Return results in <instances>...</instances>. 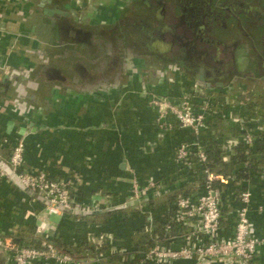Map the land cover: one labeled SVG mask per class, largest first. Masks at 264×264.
<instances>
[{"label":"crops","instance_id":"crops-1","mask_svg":"<svg viewBox=\"0 0 264 264\" xmlns=\"http://www.w3.org/2000/svg\"><path fill=\"white\" fill-rule=\"evenodd\" d=\"M43 1L49 6L52 5V0ZM70 1H61L62 5L59 7L69 13L67 4ZM112 2L116 0H108L107 4ZM31 4L32 0H0V104L15 96L13 84L20 77L33 83L31 77H25L26 67L30 65L29 56L24 54L26 50L42 46L43 59L54 60L61 56L56 52L57 47H62L60 42L66 41L76 45L85 42L84 34H79L75 30L74 35L72 33L66 35L67 30L71 29L62 28L58 24L57 20L61 21V18L67 15L53 19L52 15L49 17L41 11L42 15L51 18L49 20L53 25L51 30L55 38L54 43L42 45L36 39L31 40L30 36L35 34V30L27 25V19L16 16L20 11L23 12V8L25 13L28 12L29 9L26 8ZM71 54L72 52H69L67 57ZM177 68L185 75L183 77L195 80L194 73L188 72L189 66L181 64ZM147 74L149 82L145 81L146 87L163 94L173 92L174 87L157 76L155 71L149 69ZM55 76L56 73L47 75V78L43 77L41 84L37 83V89L25 88L29 99L34 100L40 107L39 110L31 108L27 114L23 112L29 116L27 122L11 109L0 110V141L4 138L12 142L23 136L24 166L27 169L43 170L50 177L71 180L74 198L78 202H83L85 208H89L79 213L87 215L111 211V214L105 221L68 214L45 216L41 213V205L36 196L19 187L14 181L1 180L0 233L21 235L34 233L35 225L42 223L47 227L52 240L59 239L64 244L83 246L86 244L88 232L93 234L107 232L129 246L130 241L135 242L134 235L142 227L154 229L166 220L174 202V197L169 196L170 193L182 189L184 193L192 196L199 195L202 183L193 179V176L199 173L196 157L192 155L190 162L175 159L177 146L183 142L194 141V137L186 128L175 124L166 130L157 126L155 112L146 104L145 97L136 90L140 85L137 77H126L122 84H125L123 88L113 86L107 90L91 91L82 95L71 93L73 99L83 96L94 103L92 106L85 105L81 115L77 114L75 117V109L67 108L69 110L67 112L58 110L55 106L51 93L56 89L52 86V80L48 79ZM153 79L156 81L153 82ZM178 79L183 80L179 76ZM218 82L220 85L216 86L215 90L208 91V94L218 101L217 112L212 117V123L210 122L200 133L199 140L203 144L218 145L220 148L225 139L237 137V133L230 129V118L234 115L248 120L254 119L255 122L248 121L247 125L258 135L264 131V112L257 118L249 116L245 108L230 97V93L227 92L230 86L225 85L226 80ZM132 83H137V86H133ZM125 88L127 90L120 97V90ZM44 99L49 104L44 102ZM114 102L115 109L108 107ZM78 106L82 108L77 104L76 110ZM29 122L32 123L31 126ZM235 125L239 129L238 124ZM257 146L256 142L255 148ZM6 150L8 151L7 146L0 142V152L4 154ZM257 167L260 170L240 179L252 193L248 217L253 234L262 238L264 165L260 164ZM133 179L140 187H144L152 180L156 184V189L148 190L139 199L123 204L129 196V187ZM156 191L158 193L153 194ZM234 196L232 187L224 189L221 201L219 233L221 237H230L233 232ZM122 205H125L122 210L117 209ZM21 241H25V238ZM183 244V240L176 239L170 246L179 247ZM257 251L256 264H264V241L259 244ZM5 261V256L0 254V264H4ZM8 264H11L10 258ZM90 264L112 263L107 261V257H102L91 260ZM170 264L196 263L195 258H189L179 259Z\"/></svg>","mask_w":264,"mask_h":264},{"label":"rangeland","instance_id":"rangeland-1","mask_svg":"<svg viewBox=\"0 0 264 264\" xmlns=\"http://www.w3.org/2000/svg\"><path fill=\"white\" fill-rule=\"evenodd\" d=\"M107 2L108 0H71L67 4L68 15L57 22L62 28L71 29L67 30L66 35H74L75 30L84 34L85 42L81 45L60 42L62 47L56 49L61 55L60 58L43 59L42 46L24 52L29 56L30 63L26 67L25 77H31L33 82L41 84L43 77L47 78V75L56 73L54 78L48 79L52 80V86L56 89L51 95L58 110L69 112L68 109L72 108L75 109V117L77 114L81 115L85 105L92 106L94 103L83 96L73 99L71 93L82 95L86 92L107 90L113 86L123 88L126 77L134 74V69L138 67L149 68L156 74L157 71L161 72L159 76L171 85L178 76L186 81H194L187 76L183 77L184 74L177 68V59L183 52L177 45L170 44L169 39L160 35L163 31L167 34H182L177 19L181 10L177 5L186 6L192 2L200 9L206 6L211 11L214 21L204 30V34L221 44L219 55L223 59L222 66L210 60L214 51L216 52L215 45L211 47L204 65L218 76H227L225 85L230 88L254 91L264 89V81L260 82L264 76V0ZM26 9L29 11L25 13L23 8V12L20 11L16 16L27 19V25L35 30L34 35H29L31 40L36 39L42 45L54 43L51 30L53 25L49 20L51 18L35 11L37 8L34 0ZM188 21L190 19H185V24ZM221 21L224 26H220ZM233 42L236 44L232 45ZM198 46L201 47L199 44ZM69 52L72 54L67 57ZM233 72H239L237 80L232 79L230 74ZM253 80L257 82L254 83ZM136 84L132 83L133 86ZM126 88L120 90V97ZM77 104L82 108L78 106L76 110ZM115 105L114 102L108 107L112 109Z\"/></svg>","mask_w":264,"mask_h":264},{"label":"built area","instance_id":"built-area-1","mask_svg":"<svg viewBox=\"0 0 264 264\" xmlns=\"http://www.w3.org/2000/svg\"><path fill=\"white\" fill-rule=\"evenodd\" d=\"M168 84V82H167ZM171 85V83H169ZM168 84V85H169ZM173 92L163 94L145 89L140 93L145 97L146 104L155 112L157 126L170 129L174 124L186 128L194 137L190 143H180L175 151L177 161L190 162V157H196L198 172L203 176L201 192L197 196L179 193L174 199L171 211L166 216L164 240L154 244L144 252L141 260L133 264H170L179 259L195 258L196 264H256L257 247L264 241L253 234L252 225L248 217L251 201V191L234 175H222L213 172L205 166V146L199 140L200 133L208 127V121L217 112L218 104L212 95L198 89L196 81L176 80ZM243 131L237 137L227 138L220 145L221 156L228 160L234 153V146L242 141L252 148L259 135L251 129L248 121L240 116H231ZM258 130V129H257ZM1 144L9 149V156L5 163L0 160V181L11 180L19 187L36 196L41 205V213L45 216L86 211L83 202H78L72 193V181L69 179L53 178L43 170L27 169L24 166L25 146L23 136L12 142L1 138ZM217 181L223 183L216 185ZM234 189L235 210L233 232L230 237L219 235L222 216V194L227 187ZM155 190L156 184L149 180L144 187H140L135 179L129 187V196L124 201L130 202L146 193ZM173 226V227H172ZM37 243L26 241L16 242L10 236H0V250L9 255L11 264H90L94 257H74L71 253L58 248L42 223L34 227ZM179 239L184 244L172 247L171 242ZM86 241L95 246H101L99 258L110 254L128 253L133 258L135 242L130 245L115 239L112 234L88 232Z\"/></svg>","mask_w":264,"mask_h":264},{"label":"trees","instance_id":"trees-1","mask_svg":"<svg viewBox=\"0 0 264 264\" xmlns=\"http://www.w3.org/2000/svg\"><path fill=\"white\" fill-rule=\"evenodd\" d=\"M145 30V28H144ZM227 91V90H226ZM225 92V91H224ZM230 97L233 101L237 102L239 105H242L247 111L248 115L257 118L259 114L264 112V93L262 91H254L252 89H234L228 88ZM205 93H208L205 91ZM217 102V100H216ZM212 120V117L209 119V124ZM230 129H232L237 136H239L243 131L236 127V122L230 118ZM219 120H217L218 122ZM212 123V122H211ZM221 123H219L220 125ZM239 134V135H238ZM257 148L255 144L252 148L247 147L242 141H239L234 146V153L230 156L228 160H224L221 156V150L218 145L207 144L205 146L206 153V163L205 166L213 172L221 173L222 175H234L236 178H246L251 175L252 172L260 170L257 166L260 164L264 165V131L259 133V138L257 139ZM9 156V149L6 150V153L0 152V160L5 163L7 157ZM194 180H198L203 183V176L201 173H197L193 176ZM186 183V182H185ZM216 185H221L223 183L217 181ZM182 189L170 193V197L176 198L179 193H184ZM34 196V194H32ZM122 207L117 209L122 210ZM111 214V211H102L97 213L83 214L79 212H74L72 215L75 217H89L95 221L103 220L105 221L108 216ZM173 227V226H172ZM0 236H10L14 241L20 242L22 238H25V241L30 244L37 243V234L30 232L27 234H3L0 233ZM167 236L165 231V222H162V225L155 227L154 229H148L142 227L134 235L135 239V250L133 251V258L127 257L128 253L121 254H110L107 257V261L112 264H133L135 261L141 260L144 256V252L153 246L154 244L164 240ZM54 244L60 248L62 251L71 253L74 257H94L99 258V253L101 251V246H95L94 243L86 241V244L83 246H73L71 244H64L59 239L52 240Z\"/></svg>","mask_w":264,"mask_h":264},{"label":"flooded vegetation","instance_id":"flooded-vegetation-1","mask_svg":"<svg viewBox=\"0 0 264 264\" xmlns=\"http://www.w3.org/2000/svg\"><path fill=\"white\" fill-rule=\"evenodd\" d=\"M61 1L63 0H52V5L49 6L43 0H37L36 8L37 10L41 11L45 15H48L49 17H51L52 15L53 17L61 18V16H64L63 14L55 12H53L52 14H47L44 12V9L46 8L61 9L59 7L60 5H62ZM177 7H179L181 10V15L177 19L181 26L182 34H177L174 32L167 34L166 31H163L160 33V35L164 36L166 39H169L170 44L173 43L177 45L179 49L183 52L182 56L177 59V62L179 65L185 64L186 66L190 67L188 72L194 73V75L196 76L195 81L198 84V89L202 92L213 91L216 89V86H218L217 82L220 80L224 81L227 76H218L213 72L211 68L204 65L205 58L209 57L208 53L210 52L211 47L214 45L216 46V52L214 51L210 60L218 66H222L223 64V59L219 55L221 51V44L213 39H210L204 34V30L207 29L210 24H213L214 19H212V13L208 9V7L205 6L200 9L194 2L186 6L177 5ZM185 19H190V21L185 24ZM220 26H224L222 21ZM198 44L201 45V47H199ZM235 44L236 42H233L232 45ZM148 69L149 68L142 69L141 67H138L134 69V74L127 76V78L130 76H134L140 80V85L138 84L139 86L136 87V90H138L139 93L142 90H145L146 88L151 90V88L146 87V85L144 84L145 81L149 82V76L147 74ZM157 73V76H159L161 72ZM238 73H231L230 75L232 79L236 78L239 75ZM11 74L13 75L14 73ZM200 75H202L203 77L200 78ZM245 77L250 78L248 76ZM263 81L264 76H262L260 79L261 83ZM13 85L16 91L15 96L6 99L2 104H0V110L11 109L14 113L17 114L18 117H21L22 120L27 122L29 116L24 115L23 112L27 114V112H29L31 108H34V110H39L40 107L36 102H34V100L32 101L31 99H29L26 94L25 88L28 87L32 89H37L38 85L34 82L30 83V81H27L23 77H20L18 81L14 82ZM44 102L49 104L46 99H44Z\"/></svg>","mask_w":264,"mask_h":264},{"label":"water","instance_id":"water-1","mask_svg":"<svg viewBox=\"0 0 264 264\" xmlns=\"http://www.w3.org/2000/svg\"><path fill=\"white\" fill-rule=\"evenodd\" d=\"M44 12L47 13V14H52L53 12H55V13H59V14H63V15H68V11H66V10L64 11V10H61V9H58V8H55V9L54 8L53 9L52 8L51 9L46 8V9H44ZM199 77L202 78V75H200ZM152 81L155 82L156 80L153 79ZM217 85L219 86L220 82H217ZM29 125L31 126L32 123L29 122ZM33 128L34 127H32V130H33ZM157 193H158V191L154 192L153 194H157ZM0 254L5 256L6 261H5L4 264H8L9 255L6 252L2 251V250H0Z\"/></svg>","mask_w":264,"mask_h":264}]
</instances>
